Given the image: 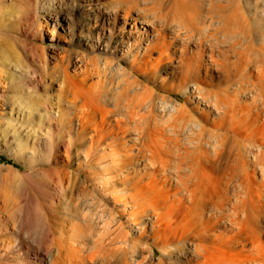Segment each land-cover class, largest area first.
I'll list each match as a JSON object with an SVG mask.
<instances>
[{
  "label": "bare ground",
  "instance_id": "obj_1",
  "mask_svg": "<svg viewBox=\"0 0 264 264\" xmlns=\"http://www.w3.org/2000/svg\"><path fill=\"white\" fill-rule=\"evenodd\" d=\"M74 1L28 0L32 12L19 18L31 21L40 9L53 28L70 20L72 33L87 31L85 44L96 34L92 52L113 48L118 57L103 56L100 65L93 58L84 69L74 60L83 82L99 78L76 106L82 121L75 136L61 109L50 115L62 129L65 156L74 147L77 160L83 150L85 166L100 167L97 189L89 193L82 181L81 205L55 209L42 250L24 259L22 219L0 213V264H264V5L227 0L212 14L199 0H155L150 7V0ZM74 14L82 18L72 24ZM207 15L217 17L207 25L217 27L216 38L195 21ZM108 23L121 27L110 42ZM189 27H198L199 36ZM121 60L148 80L161 62H172L184 102L131 79ZM158 83L167 90L163 79ZM190 104L195 116L187 113ZM119 217L136 238L113 233L112 223L123 227Z\"/></svg>",
  "mask_w": 264,
  "mask_h": 264
},
{
  "label": "rangeland",
  "instance_id": "obj_2",
  "mask_svg": "<svg viewBox=\"0 0 264 264\" xmlns=\"http://www.w3.org/2000/svg\"><path fill=\"white\" fill-rule=\"evenodd\" d=\"M250 1V6L264 5V2H261L263 0ZM154 2L155 0H150L146 5L150 7ZM226 3L227 0H199L198 6H204L203 12L212 13L213 6H224ZM23 10L31 14L32 6L28 0H0V213L5 218L11 219L16 215L22 219L21 239L24 255L18 256L24 259L37 250H42L39 240L43 238L46 229L54 226L52 217L54 210L60 212L64 210L63 208L70 209L77 202L75 205L78 206L79 203L81 205L80 189L81 185H85L82 181L87 184L89 193H95L97 185L93 175L95 177L101 173L100 167L96 164L85 166L83 150H79L80 160L75 157L74 147L71 149L70 158L65 156L59 143L62 129L50 116L55 114L57 117L59 112L56 111L61 109L64 120L66 119L63 123L66 122L65 128L70 135L75 136L81 129L82 119L76 114L80 111L76 106L85 100L83 97H86L90 85L99 78L96 75L88 77L86 84L83 82L85 77L83 70L74 68L73 62L80 59L82 68V65L90 64L91 59L96 57L99 58V65L104 57L114 59L115 62L118 57L115 56L114 49H109L108 46L105 53L92 52L90 43L93 44L96 34H91L92 40L88 38L89 44H85L84 35L86 36L87 31L75 27L72 33L74 25H68L71 24L68 19V24H57L53 28L54 23L42 10L38 9L36 17L31 21L19 18ZM210 16H205L203 20L197 18L195 21L202 23L205 35L211 39L212 35L216 38L214 29L217 27L210 29L207 25L211 24L212 20L215 22L217 17L210 19ZM69 17L73 19L74 24V21L80 22L82 14ZM39 25L42 29L40 33L37 29ZM61 26L63 27L60 28ZM108 26L111 28V35L108 33L110 42V38L119 36L121 27L113 23H108ZM188 30L193 32L194 37H198L201 32L198 27H189ZM121 62L125 70L130 71V78L139 80L141 84H145V88L150 87L149 90H154L160 96L165 95L169 99L176 98L179 102H184L183 94L186 89H183L180 74L173 69L172 62L166 60L161 62L156 67L153 79L150 80L142 73L132 71L125 60ZM65 74L68 81L63 82ZM30 76L36 78L35 84L32 83L34 79ZM159 78L167 83L169 87H166L167 90L160 88ZM240 80L242 79H231L227 83L233 84ZM75 94H81L78 100ZM187 107L189 110L187 113L195 116L191 104ZM79 161L83 168L81 172L77 170ZM76 174H80L81 178ZM75 175L78 179H74ZM119 222L123 226L119 230L116 227L117 223H112L115 229L111 224L114 234L116 231L120 233L124 230L126 232L123 231L122 235L129 233V237H137V232L124 223L123 217H119ZM11 227L19 232L15 224L12 223ZM146 239L143 238V241ZM160 254L155 248V260Z\"/></svg>",
  "mask_w": 264,
  "mask_h": 264
}]
</instances>
